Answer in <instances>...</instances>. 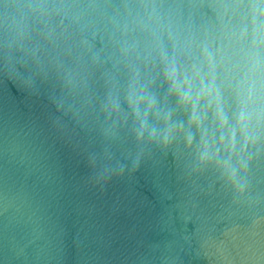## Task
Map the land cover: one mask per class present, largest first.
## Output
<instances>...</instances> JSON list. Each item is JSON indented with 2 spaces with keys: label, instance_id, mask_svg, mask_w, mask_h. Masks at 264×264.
I'll return each instance as SVG.
<instances>
[{
  "label": "clouds",
  "instance_id": "obj_1",
  "mask_svg": "<svg viewBox=\"0 0 264 264\" xmlns=\"http://www.w3.org/2000/svg\"><path fill=\"white\" fill-rule=\"evenodd\" d=\"M0 264H264V0H0Z\"/></svg>",
  "mask_w": 264,
  "mask_h": 264
},
{
  "label": "water",
  "instance_id": "obj_2",
  "mask_svg": "<svg viewBox=\"0 0 264 264\" xmlns=\"http://www.w3.org/2000/svg\"><path fill=\"white\" fill-rule=\"evenodd\" d=\"M151 180H152V178H151V176L149 175L147 178H146V180L145 179H141V184H145V183H147V185H148V187H151Z\"/></svg>",
  "mask_w": 264,
  "mask_h": 264
}]
</instances>
